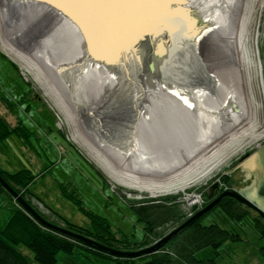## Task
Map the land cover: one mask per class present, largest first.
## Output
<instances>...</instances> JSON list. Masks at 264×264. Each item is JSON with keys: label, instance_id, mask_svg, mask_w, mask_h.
Masks as SVG:
<instances>
[{"label": "bare ground", "instance_id": "1", "mask_svg": "<svg viewBox=\"0 0 264 264\" xmlns=\"http://www.w3.org/2000/svg\"><path fill=\"white\" fill-rule=\"evenodd\" d=\"M186 3L203 28L165 65L157 38L145 33L133 39L134 56H92L77 21L45 0H0V47L31 72L72 137L118 183L197 201L186 187L207 178L233 143L264 139L245 53L260 1Z\"/></svg>", "mask_w": 264, "mask_h": 264}, {"label": "rangeland", "instance_id": "2", "mask_svg": "<svg viewBox=\"0 0 264 264\" xmlns=\"http://www.w3.org/2000/svg\"><path fill=\"white\" fill-rule=\"evenodd\" d=\"M257 17H259L258 12H256L253 21L250 22L251 25L249 24L248 26V35L245 41V53L247 57L248 78L252 93L259 104H261L258 109L259 128L257 129L261 130L262 126H264V10H262L259 18L260 34L257 41L259 58L262 66V75H260L258 57L253 47V44L255 43L254 32L256 31ZM0 52L3 53L0 54V111L6 115L2 116L8 120L10 119L8 113L11 110V105L10 101L7 99H10L14 102V105H17L22 110L23 113L21 115L26 119L25 123L31 130L30 140L34 141L39 137V140L45 145L44 148L46 149V152H44L43 149L36 147L40 153L37 157V162L39 166L45 163L44 167L49 166V168L44 169L43 173H41L40 170L42 168L29 166L28 157L25 156L26 154L23 151H20L17 142L19 139L14 134L10 135L5 140H0V167L10 171L26 167L32 168L38 176L30 183V189L39 195L44 201L42 199L40 200L46 205L37 202V200H34L33 198L32 204L39 210V212L47 217L43 216L47 220L51 222L56 221L58 222L57 224H61L64 227L65 223L62 218H66L86 227H91V220L88 215L81 210L78 204L74 203L70 197H65L60 190L62 183L67 184V181H72V184L70 183L67 186L69 190L68 192L74 188L78 197L81 199V204L85 206L87 210H92L94 213L106 217L113 230H115L120 236L125 235L134 240H141L142 235L145 232L143 227L146 224L140 219L141 215L132 207L133 205H138L148 200L162 201L163 199L173 198L172 202H176L182 212L183 221L189 217V210L195 212L207 202V197L210 199L216 195L215 193L217 191L213 193L211 197L208 195L206 197L212 179H217L219 181L220 188L241 187L242 183L240 184L238 180H235L234 182V180L231 181L229 177L228 181H225L223 179L225 174L222 175V171L220 170H222L227 164L230 165L228 168H232L234 164H231L230 161L233 158L241 157L239 155L241 153L253 152L258 145L264 142V139L259 140L260 144L253 145L251 142H247L249 137H244L241 141L239 140L238 142L233 143V146L231 145V147L219 158L220 164L218 163L209 174L211 177V175H214L212 173L220 171V174L217 175V177L212 176L210 178L208 176V179L205 178L207 181L204 179L195 185L193 184L192 186L186 187L187 191L193 190L195 192H201L202 201L201 203H198V205L187 206L186 201L180 197L181 192L177 191L151 196L146 190L129 187L126 188V186L118 183L112 178L76 141V139L72 137V130L65 123L66 116L55 107L51 98L46 95L45 90L39 87L38 83L32 79L31 72L26 73L24 67L17 62H14L1 47ZM22 94H24V100H22ZM17 100H19V103ZM37 115L42 118L45 124L40 123V119L35 117ZM56 122L58 127L62 128V130L59 129V131L66 141H71L77 146L81 155L96 168L97 174L94 173L91 166H87L89 164L85 161L86 159H82L76 148L72 145H67L65 143L67 151L61 157L57 144L61 143L62 139L55 137L58 132L55 128ZM68 157L69 159H73L74 162L78 164V167L81 168L78 170L73 169L68 162ZM226 157L228 158L226 159ZM235 162H238V159H236ZM63 168L67 169L69 175H64ZM81 169H83V171ZM234 183L236 186H234ZM12 200L15 202L14 198L11 199L5 193L0 194V226L4 224L14 205ZM170 204L172 205V203ZM44 206L48 207L51 211ZM182 221L178 223H181ZM213 221L219 223L223 227H234L239 233H241L242 237V239L237 241H227L221 246V257L220 255L216 257L220 263L229 264L235 261L261 262L263 260V256L259 252V246L264 244V236H261L257 229L246 225L245 223L242 224V222L236 224L218 206L214 207L213 210L209 211L202 217L203 223H210ZM177 224L172 226L170 223H167L165 226H168L166 232ZM18 247L29 256L33 264H38L34 261L33 253L28 246L21 244ZM195 255L198 258H207L212 257L214 252L210 246H205L198 249L195 252ZM113 256L118 257L116 255ZM113 256L103 253L102 250H99L92 245L90 248L75 245L72 251H58L55 264H119ZM151 257L152 256L150 255L139 256L136 259V263L148 264L146 261L151 259ZM136 263L127 261L123 264Z\"/></svg>", "mask_w": 264, "mask_h": 264}, {"label": "trees", "instance_id": "3", "mask_svg": "<svg viewBox=\"0 0 264 264\" xmlns=\"http://www.w3.org/2000/svg\"><path fill=\"white\" fill-rule=\"evenodd\" d=\"M0 54L3 53L0 52ZM28 131V127L25 125L11 126L2 114H0V140H5L12 134L19 136L21 140H25L29 137ZM0 174L31 204L32 198H36V200L46 205L40 200L41 198L29 188L30 183L37 176L32 168L26 167L10 171L0 167ZM223 179L228 181V176L224 175ZM62 186L63 195L67 198L70 197L74 203L78 204L81 210H83L91 220V227H86L66 218H62L65 227L90 236L105 245L115 248L130 250L133 248L138 249V247L140 248L143 245H149L166 233L168 226H165L167 223L173 226L183 219L178 204L172 202L173 198L163 199L162 201L148 200L141 204L133 205L132 207L141 215L140 219L146 224L143 227L145 232L142 235V239L134 240L129 238V236H120L113 230L106 217L98 215L92 210H87V208L81 204V199L78 197L75 189L67 192L66 186ZM4 193L11 199L13 198L12 194L0 183V194ZM207 195L208 194H206V197ZM208 200L207 197V201ZM15 202L17 203L16 200ZM15 202H13L14 205L6 221L0 226V264H33L29 256L18 247L21 244L31 249L33 259L38 264H55L58 251H72L75 245L90 248L91 245L89 244L85 245L82 241L79 242V240H74L72 237L58 230L44 226L41 222L27 213L19 203L16 204ZM170 203H172V205ZM217 206L236 224H240L239 222H242V224L245 223L257 229L260 235L264 236V219L235 198L224 196L216 205L188 223L167 242H164L159 249L147 253L146 256L150 255L152 257L146 262L148 264H222L219 262L218 258H216L218 255L221 257V246L227 241H237L242 239V237L241 233L234 227H223L214 221L210 223L202 222V217ZM42 215L45 216L44 214ZM52 222L58 223L56 221ZM205 246H210L214 255L207 258L196 257L195 252ZM102 251L109 256H113L107 251ZM259 252L263 256V261L261 262L235 261L229 264H264V244L259 246ZM113 257L119 264H123L127 261L136 263L137 261L136 256L135 258L123 256Z\"/></svg>", "mask_w": 264, "mask_h": 264}, {"label": "water", "instance_id": "4", "mask_svg": "<svg viewBox=\"0 0 264 264\" xmlns=\"http://www.w3.org/2000/svg\"><path fill=\"white\" fill-rule=\"evenodd\" d=\"M45 1L68 12L67 14H70L80 26L85 36L88 52L92 56L107 61H117L124 52L134 56L135 45L133 39L142 37L141 33H145L157 38L156 48L166 53V57L163 59V64L165 65L171 61L177 51L181 50L183 44L191 43L195 40L204 25L200 23L199 17L186 2L145 5L133 8L100 7L83 11L67 9L63 0ZM93 32L96 36L94 38L92 37ZM102 34L104 37L103 43L101 42ZM240 158L247 169L254 170V178L250 184L238 188L219 189V181L213 180L209 186L208 196L211 197L216 191L218 193L211 197L202 207L151 244L130 250L105 245L90 236L47 220L1 174L0 183L32 217L43 225L58 230L74 240L107 250L112 254L134 257L141 253H149L159 249L164 242H167L188 223L216 205L224 196L235 198L255 210L264 219V142L258 145L253 152H246Z\"/></svg>", "mask_w": 264, "mask_h": 264}, {"label": "crops", "instance_id": "5", "mask_svg": "<svg viewBox=\"0 0 264 264\" xmlns=\"http://www.w3.org/2000/svg\"><path fill=\"white\" fill-rule=\"evenodd\" d=\"M22 92H24V91H22ZM21 92V93H22ZM21 93H18V94H21ZM24 94H22L21 95V97L23 96ZM17 102L19 103V100H17ZM31 103V102H30ZM17 106V105H16ZM18 107V106H17ZM14 108V110L19 114L18 116L21 118V124L22 125H25V126H27V124L25 123L26 122V119L21 115L23 112H22V110L18 107V108ZM0 113L1 114H3L1 111H0ZM9 115H10V119H9V121L12 123V124H14V122L16 121V118H13L12 117V115H11V113H8ZM4 115V114H3ZM4 116H6V115H4ZM36 118H38V119H40V123L42 124H45L44 122H43V120H42V118L40 117V116H35ZM25 119V120H24ZM47 127H49V126H47ZM55 128L59 131V129L57 128V126H56V124H55ZM28 130H29V137L27 138V139H25V140H21L20 139V137L19 136H17L18 137V139L19 140H17V142H18V144H19V147H20V151H23L26 155V157H28V162H29V166H36V167H38V168H42L40 171H41V173H43V171H44V169H48L49 168V166H46V167H44L45 166V163H43L41 166H39V164H38V162H37V157L40 155V153H39V151H38V149L36 148V147H38V148H40V149H43L44 150V152H46V149L44 148V143L43 142H41L40 140H39V137H37V140H30V137H31V130L29 129V127H28ZM60 132V131H59ZM61 134V133H60ZM60 134L57 132V136H55L56 138H60V139H62L61 141V143H58L57 144V147H58V150H59V152L61 153V157H62V155L64 154V153H66V151H67V146L65 145V143L67 144V145H72L73 147H75L76 148V150H77V152H78V154H79V156L82 158V159H86V158H84L82 155H81V153L79 152V150H78V148H77V146L75 145V144H73L71 141H66V139L64 138V136L61 134V136H60ZM15 135V134H14ZM62 137V138H61ZM30 154V155H29ZM30 156V157H29ZM234 159V158H233ZM231 160L230 162H231V164L233 163L234 164V166L232 167V168H228L230 165L229 164H227V165H225V167L221 170L222 171V173H224L225 175H228V178L230 177V180L231 181H233L234 180V182H235V180L237 181H239V183L241 184V186H243V185H247V184H250L252 181H253V178H254V173H253V171H251L250 169H247L246 168V166H244V164H243V160L239 157V158H235L234 160ZM236 159H238V162H235V160ZM242 160V161H241ZM86 162H87V164H89V165H87V166H91L92 167V170L94 171V173H96L97 174V171H96V168L94 167V166H92L89 162H88V160L86 159L85 160ZM68 162L70 163V165H71V167H73V169H76V170H78V169H80L81 167H78V164H76L75 162H74V160L73 159H69V157H68ZM236 165H237V167H236ZM65 169V170H64ZM82 171H83V169H81ZM63 172H64V175L66 174V175H69L68 174V171H67V169L66 168H63ZM65 175V176H66ZM38 176V175H37ZM36 176V177H37ZM72 184V181H67V184L66 183H62L61 184V187H63L62 185H64V186H66V191L68 192L69 190H68V188H67V186L69 185V184ZM234 186H236L235 185V183H234ZM60 187V190L62 191V188ZM29 188H30V186H29ZM235 188H238V187H235ZM74 189V188H73ZM31 190V189H30ZM32 191V190H31ZM76 191V190H75ZM32 192H34V191H32ZM35 193V192H34ZM36 194V193H35ZM215 194H217V193H215ZM39 196V195H38ZM65 196V195H64ZM40 197V196H39ZM41 198V197H40ZM42 199V198H41ZM43 200V199H42ZM44 201V200H43ZM70 201V200H69ZM12 202H13V200H12ZM244 205V204H243ZM250 208V207H249ZM252 211L254 212V213H256V211L255 210H253L252 209ZM261 236H263V235H261ZM263 261V260H262ZM254 262H257V261H254Z\"/></svg>", "mask_w": 264, "mask_h": 264}, {"label": "snow or ice", "instance_id": "6", "mask_svg": "<svg viewBox=\"0 0 264 264\" xmlns=\"http://www.w3.org/2000/svg\"><path fill=\"white\" fill-rule=\"evenodd\" d=\"M186 0H63L67 9L89 11L100 7L133 8L145 5L185 3ZM104 37L101 35V42Z\"/></svg>", "mask_w": 264, "mask_h": 264}, {"label": "built area", "instance_id": "7", "mask_svg": "<svg viewBox=\"0 0 264 264\" xmlns=\"http://www.w3.org/2000/svg\"><path fill=\"white\" fill-rule=\"evenodd\" d=\"M259 1H260V3H259V6H260L259 12H261L262 10H264V0H259ZM258 24H259V22H257L256 28H255V30H256L255 31L256 32L255 33V39H254L255 43L253 44V47H254L255 53L257 54V57H258V64H259L260 75H261V62H260V59H259L258 47H257ZM188 192L189 193H199L200 194V197H201V192H195L193 190L192 191L191 190L190 191H187V193ZM180 197L183 198L184 201H186V205L187 206L198 205V203H201V201H202V198H200L199 200L196 201V200H194V198L193 199H190L188 196L183 197V195H181ZM188 213H189V216H190L193 213V211L189 210Z\"/></svg>", "mask_w": 264, "mask_h": 264}, {"label": "flooded vegetation", "instance_id": "8", "mask_svg": "<svg viewBox=\"0 0 264 264\" xmlns=\"http://www.w3.org/2000/svg\"><path fill=\"white\" fill-rule=\"evenodd\" d=\"M24 96V95H23ZM22 96V100H24V98L25 97H23ZM5 99H7V98H5ZM8 101H10V112L9 113H11V115H12V117L13 118H16V121L14 122V124H12L8 119H6L7 120V122L11 125V126H23L22 124H21V118L18 116L19 114L14 110V108H16L17 106L16 105H14V102H12L10 99H7ZM1 114V113H0ZM3 115V114H2ZM4 116V115H3ZM58 133L60 134V132L58 131ZM61 135V134H60Z\"/></svg>", "mask_w": 264, "mask_h": 264}]
</instances>
